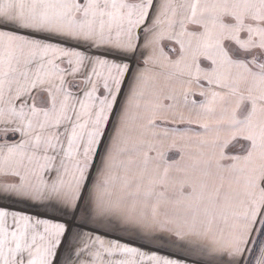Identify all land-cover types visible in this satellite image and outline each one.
I'll use <instances>...</instances> for the list:
<instances>
[{"label":"snow or ice","instance_id":"6c2138e0","mask_svg":"<svg viewBox=\"0 0 264 264\" xmlns=\"http://www.w3.org/2000/svg\"><path fill=\"white\" fill-rule=\"evenodd\" d=\"M0 264H264V0H0Z\"/></svg>","mask_w":264,"mask_h":264}]
</instances>
